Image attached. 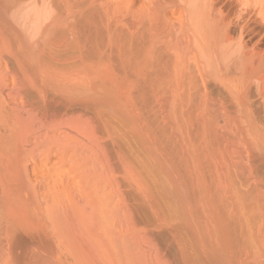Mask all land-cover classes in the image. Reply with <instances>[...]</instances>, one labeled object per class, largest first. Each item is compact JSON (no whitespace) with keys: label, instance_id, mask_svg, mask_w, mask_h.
<instances>
[{"label":"rangeland","instance_id":"obj_1","mask_svg":"<svg viewBox=\"0 0 264 264\" xmlns=\"http://www.w3.org/2000/svg\"><path fill=\"white\" fill-rule=\"evenodd\" d=\"M54 1L0 0V264H264L261 75L237 107L177 0Z\"/></svg>","mask_w":264,"mask_h":264},{"label":"bare ground","instance_id":"obj_2","mask_svg":"<svg viewBox=\"0 0 264 264\" xmlns=\"http://www.w3.org/2000/svg\"><path fill=\"white\" fill-rule=\"evenodd\" d=\"M3 1V0H2ZM60 1V0H59ZM76 1V0H74ZM109 1V0H108ZM149 1V0H148ZM154 1V0H153ZM232 1V0H230ZM64 2V1H63ZM62 2V5H64ZM82 2V1H81ZM4 3H6L5 5H7V9L10 13H14L15 11H19L22 10L23 8L27 7L29 9H35L38 11H34L33 14L31 13L30 15V20L28 22H25L24 24L26 25V28L29 27V31L31 32V35L29 34V38H32L30 36H33L35 38V36L37 37V32L42 28H44L45 26H43V23L45 20H48L49 17L52 18L55 16H53V13L57 12V5L55 4L56 2L53 0H4L3 7H4ZM65 3V2H64ZM78 3V2H77ZM84 3V2H83ZM145 3V1H144ZM148 3V2H147ZM149 3H152V1H150ZM156 3V1H155ZM172 3V2H171ZM177 3L180 4L177 5L180 8V15H183V20H184V29H186V32L188 30H190L189 34L191 39V45L193 46V49L195 48V51H197V53L199 55V57L201 56H205V53L208 55L207 57V62L213 60L212 57L214 56H219L220 62L219 64H221V67L218 66V70H219V74L217 71V75H219L221 84L226 87V89L228 88V90L230 89V92L233 94L232 96H234V103L236 100H238V105L236 104V106L239 108H245L249 109L248 111H251L250 108H248L251 103H249V98H248V91L249 88L251 86V82L253 83V80L255 81L256 78H258L257 76L261 75L262 80V86L260 88V90H262L264 92V56L263 53H259L254 49V45H251V47H247L246 42H245V38L247 39H253L255 37V35L258 33L255 29V27L257 26H262L264 25V0H234V8H233V13L232 16L234 17L233 21H231V17L229 16V18H226V14L227 12L225 10H227V8L224 10L222 9V3L221 5H219V0H177ZM226 3V2H225ZM233 3V1H232ZM82 4V3H81ZM93 4V3H92ZM115 4V3H114ZM153 4V3H152ZM176 4V3H175ZM224 4V3H223ZM76 5V4H75ZM78 5V4H77ZM83 5V4H82ZM113 5V4H112ZM112 5H110L112 7ZM232 5V4H231ZM25 6V7H24ZM59 6V5H58ZM65 6V5H64ZM71 6V5H70ZM105 6V5H104ZM108 6V5H107ZM143 6V5H142ZM148 6V5H146ZM159 6V5H158ZM73 7V6H71ZM86 7V5H85ZM84 7V8H85ZM88 7V6H87ZM117 7V6H116ZM151 7V6H150ZM153 7V6H152ZM172 7V6H171ZM227 7V6H226ZM231 7V6H230ZM233 7V6H232ZM70 8V7H69ZM82 8V7H81ZM91 8V7H90ZM105 8V7H104ZM115 8V7H114ZM118 8V7H117ZM92 9V8H91ZM102 9V8H101ZM113 9V8H112ZM119 9V8H118ZM149 9V8H148ZM158 9V8H157ZM174 9V8H173ZM232 9V8H231ZM6 10V11H7ZM25 10V9H24ZM74 10V8H73ZM76 10V9H75ZM83 10V8L81 9ZM86 10V9H85ZM100 10V9H99ZM103 10V9H102ZM122 10V9H121ZM17 11V12H18ZM30 11V10H29ZM30 11V12H31ZM161 11V10H160ZM171 11V10H170ZM173 11V10H172ZM229 11V10H228ZM29 12V13H30ZM77 12V11H76ZM74 12V15L75 13ZM121 12V11H120ZM123 12V11H122ZM226 12V13H225ZM230 12V11H229ZM22 14H19V17H21L20 15L23 16ZM28 13V14H29ZM58 13V12H57ZM57 13H55L57 15ZM73 13V12H72ZM82 13H86V11L82 12ZM80 13V14H82ZM105 12H103L104 14ZM155 13V12H153ZM2 14V13H1ZM7 14V12H6ZM9 14V13H8ZM27 13H25V16ZM69 14V12H68ZM95 14V13H94ZM157 14V13H156ZM229 14V13H228ZM10 15V14H9ZM61 15V14H59ZM73 15V14H72ZM99 15V14H98ZM143 15V14H142ZM231 15V14H230ZM8 16V15H7ZM11 16V15H10ZM13 16V15H12ZM71 16V15H70ZM76 16V15H75ZM84 16V15H83ZM88 16V15H87ZM86 16V17H87ZM104 16V15H103ZM110 16V15H109ZM148 16V15H147ZM152 16V15H151ZM57 17H59L57 15ZM62 17V16H61ZM64 17V15H63ZM124 17V16H123ZM143 17V16H142ZM228 17V15H227ZM51 18V19H52ZM66 18V17H65ZM84 18V17H83ZM108 18V17H107ZM122 18V17H121ZM141 18V16H140ZM145 18V17H144ZM143 18V19H144ZM157 18V17H156ZM12 19V18H11ZM57 19V18H55ZM68 19V18H67ZM103 19V18H102ZM110 19V17H109ZM113 19V18H112ZM111 19V21H112ZM142 19V18H141ZM15 20V19H14ZM65 20V19H64ZM80 20V19H78ZM88 21V19H85ZM139 21H141L140 19H138ZM146 20V18H145ZM163 20V19H162ZM53 21L55 22V20L53 19ZM57 21V20H56ZM83 21V19L81 20ZM107 21V19L105 20ZM115 21V19H114ZM149 21V20H148ZM147 21V22H148ZM46 22V21H45ZM60 23V21H58ZM77 22V21H76ZM101 22V21H100ZM153 22V21H152ZM156 22V21H155ZM52 23V22H50ZM69 23V22H68ZM81 23V22H79ZM88 23V22H86ZM104 23V22H103ZM109 23V22H108ZM106 23V24H108ZM117 23V22H116ZM115 23V24H116ZM142 23V22H140ZM150 23V22H149ZM171 23V22H170ZM17 24V23H16ZM15 24V25H16ZM56 24V23H55ZM54 24V25H55ZM112 24V23H111ZM110 24V26H111ZM157 24V23H156ZM163 24V23H162ZM253 24V25H252ZM45 25V24H44ZM47 25V24H46ZM51 25V24H49ZM60 25V24H59ZM73 25V24H72ZM87 25V24H86ZM99 25V24H98ZM124 25V24H123ZM141 25V24H140ZM148 25V24H147ZM53 25H51L52 27ZM64 26V23H63ZM80 26V25H79ZM83 26V25H82ZM101 26V25H100ZM174 26V25H173ZM176 26V25H175ZM255 26V27H253ZM2 27V24H1ZM50 27V26H49ZM70 27V26H69ZM81 27V26H80ZM136 27V26H135ZM142 27V26H141ZM154 27V26H153ZM180 27V26H179ZM234 28V30L236 29V33L235 36H231L230 34V28ZM256 27V28H257ZM46 28V27H45ZM54 28V27H53ZM59 28V27H58ZM61 28V27H60ZM109 28V27H108ZM113 28V27H112ZM138 28V27H136ZM143 28V27H142ZM148 28V27H147ZM173 28V27H172ZM171 28V29H172ZM181 28V27H180ZM76 29V28H75ZM139 29V28H138ZM153 29V28H152ZM156 29V28H155ZM168 29V28H167ZM174 29V28H173ZM172 29V30H173ZM177 29V28H176ZM183 29V28H182ZM2 30V28H1ZM0 30V31H1ZM70 30V29H69ZM104 30V29H103ZM113 30V29H112ZM116 30V29H115ZM149 30V29H148ZM175 30V29H174ZM178 30V29H177ZM176 30V31H177ZM45 31V30H44ZM52 31V30H51ZM85 31V30H84ZM89 31V30H86ZM106 31V30H105ZM110 31V29H109ZM166 31V30H165ZM182 31V30H181ZM26 32V31H25ZM116 32V31H115ZM119 32V31H118ZM173 32V31H172ZM46 33V32H45ZM70 33V31H69ZM75 33V32H74ZM78 33V32H76ZM113 33V32H112ZM171 33V32H170ZM175 33V31H174ZM173 33V34H174ZM178 33V32H177ZM189 33V32H188ZM25 33H23L24 36ZM41 34V33H40ZM51 34V33H49ZM53 34V33H52ZM139 34V33H138ZM259 34V33H258ZM28 35V34H27ZM35 35V36H34ZM39 35V34H38ZM46 35V34H45ZM77 35V34H76ZM79 35V34H78ZM115 35V34H114ZM184 35V34H183ZM260 35V34H259ZM74 36V35H73ZM83 35H81L82 37ZM119 36V35H117ZM134 36V35H133ZM25 37V36H24ZM41 37V36H40ZM56 37V35H55ZM72 37V36H71ZM85 37V36H84ZM110 37L112 38V36L110 35ZM114 37V36H113ZM116 37V36H115ZM121 37V36H120ZM27 38V36H26ZM28 38V39H29ZM51 38V37H50ZM54 38V37H53ZM103 38V37H102ZM117 38V37H116ZM123 38V37H122ZM135 38V37H134ZM55 39V38H54ZM75 39V38H74ZM115 38H113L114 40ZM125 39V38H124ZM30 40V39H29ZM118 40V39H117ZM141 40V39H140ZM144 40V39H142ZM141 40V42H142ZM180 40V38H179ZM185 40V39H184ZM189 40V39H188ZM187 40V42H188ZM257 39H255L256 41ZM28 41V40H27ZM31 41V40H30ZM53 41V39H52ZM115 41V40H114ZM120 41V40H119ZM248 41V40H247ZM18 43V41H16ZM49 42V41H48ZM113 42V41H112ZM123 42V39H122ZM127 42V41H126ZM134 42V39H133ZM140 42V41H139ZM190 42V41H189ZM254 42V41H253ZM258 42V40H257ZM24 43V42H22ZM28 43V42H27ZM176 43V41H175ZM179 43V42H178ZM186 43V42H185ZM184 43V44H185ZM249 43V42H248ZM120 44V43H119ZM183 44V45H184ZM189 44V47H190ZM147 45V44H146ZM150 45H152L150 43ZM156 45V44H155ZM170 45V44H169ZM176 45V44H175ZM250 45V44H249ZM118 46V45H117ZM125 46V44H124ZM131 46V45H130ZM163 46V45H161ZM179 46V44H178ZM185 46V45H184ZM191 46V47H192ZM133 47V46H132ZM156 47V46H155ZM187 47V46H186ZM152 48V47H151ZM158 48V47H157ZM166 48V47H165ZM164 48V49H165ZM181 48V45H180ZM183 48V47H182ZM181 48V49H182ZM169 49V48H168ZM174 49V48H173ZM177 49V48H176ZM175 49V50H176ZM187 49V48H186ZM175 50L174 53L175 54ZM152 51V50H151ZM165 51V50H164ZM150 52V51H149ZM169 52V51H168ZM261 52V51H260ZM170 53V52H169ZM186 53V52H185ZM139 54V53H138ZM151 54V52H150ZM157 54V53H156ZM164 54V53H163ZM168 54V53H167ZM171 54V53H170ZM201 54V56H200ZM214 55V56H213ZM123 56V55H121ZM139 56V55H138ZM148 56V55H147ZM154 56V55H153ZM189 56V55H188ZM187 56V58H188ZM211 57V60H208V58ZM191 57V56H190ZM127 58V57H126ZM146 58V57H145ZM150 58V57H149ZM154 58V57H153ZM176 58V57H175ZM173 57V59H175ZM186 58V57H185ZM195 58V56H194ZM193 58V59H194ZM204 58V57H202ZM152 59V56H151ZM165 59V58H164ZM171 59V60H173ZM206 59V57L204 58ZM216 59H218L216 57ZM187 60V59H186ZM191 60V59H188ZM201 60V59H200ZM151 61V60H149ZM154 61V59H153ZM159 61V60H158ZM163 61V60H162ZM167 61V60H166ZM165 61V62H166ZM183 61V60H181ZM196 61V60H194ZM205 61V60H204ZM172 62V61H171ZM174 62V60H173ZM172 64H175L173 63ZM170 63V62H169ZM168 63V64H169ZM178 63V62H177ZM176 63V66H177ZM187 63V62H186ZM195 63V62H194ZM201 63V62H200ZM212 63V62H211ZM217 63V62H216ZM154 64V62H153ZM167 64V65H168ZM171 64V65H172ZM189 64V63H188ZM187 64V65H188ZM202 64V63H201ZM209 64V63H208ZM179 65V64H178ZM184 65V64H183ZM181 65V66H183ZM210 65V64H209ZM214 65V64H213ZM212 64L210 65L213 66ZM190 66V65H189ZM197 66V65H196ZM195 66V67H196ZM207 66V65H205ZM204 66V67H205ZM172 67V66H171ZM192 67V66H191ZM198 67V66H197ZM196 67V68H197ZM203 67V66H202ZM203 67V68H204ZM215 67V66H214ZM213 67V68H214ZM165 68V67H164ZM188 68V67H187ZM195 68V69H196ZM212 68V70H213ZM169 69V68H168ZM175 69V68H174ZM208 69V66H207ZM206 69V70H207ZM211 70V69H209ZM171 71V70H170ZM174 71V70H173ZM202 71V70H200ZM208 71V70H207ZM166 72V71H165ZM183 72V71H182ZM185 72V71H184ZM205 72V71H204ZM156 73V71H155ZM160 73V72H159ZM172 73V71H171ZM176 73V72H174ZM170 74V72H169ZM185 74V73H184ZM209 73H207L208 75ZM189 75V73H188ZM191 75V73H190ZM206 75V72H205ZM181 76V75H179ZM258 81V80H257ZM258 83V82H257ZM260 83V84H261ZM258 84L257 87L260 85ZM255 87V88H257ZM259 88V87H258ZM257 88V89H258ZM259 90V89H258ZM258 90L256 92H258ZM229 92V93H230ZM256 94V93H254ZM261 93H259L260 95ZM232 99V98H231ZM263 99V104L261 107H263L264 109V97ZM233 100V99H232ZM251 101V100H250ZM249 104H248V103ZM245 103H247V105H245ZM256 104V103H255ZM258 105V103L256 104ZM244 108V109H245ZM259 108V106H258ZM245 109V111H246ZM253 110V106L251 108ZM264 111V110H263ZM250 113V112H249ZM47 193V192H46ZM48 195V194H47ZM46 196V195H45ZM47 197V196H46ZM47 199V198H46ZM43 215V212H42ZM41 218V216H40ZM46 218V217H45ZM44 219V218H43Z\"/></svg>","mask_w":264,"mask_h":264}]
</instances>
